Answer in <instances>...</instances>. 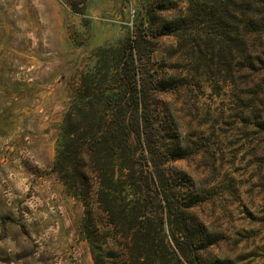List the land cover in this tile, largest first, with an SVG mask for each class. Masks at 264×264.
Here are the masks:
<instances>
[{
    "label": "rangeland",
    "instance_id": "374dc122",
    "mask_svg": "<svg viewBox=\"0 0 264 264\" xmlns=\"http://www.w3.org/2000/svg\"><path fill=\"white\" fill-rule=\"evenodd\" d=\"M0 264H264V0H0Z\"/></svg>",
    "mask_w": 264,
    "mask_h": 264
},
{
    "label": "trees",
    "instance_id": "16d2710c",
    "mask_svg": "<svg viewBox=\"0 0 264 264\" xmlns=\"http://www.w3.org/2000/svg\"><path fill=\"white\" fill-rule=\"evenodd\" d=\"M154 137H155V133L154 131H151L146 128L144 131V138L143 140L146 139V141L148 140V142H152L154 143ZM161 182L163 183V181L161 180ZM165 197L166 198V205L167 206H176L177 209L174 212L176 214V216H182L183 220L185 217V213L182 210V203L180 202V199L178 198L177 200H175V198H177L176 192L173 191L172 189L170 190V194L165 190L163 191ZM177 201V203H175ZM192 227H190V225H188V223H181V229H178L179 232V236L177 237V244L179 246V248L181 250H183L184 254H186L185 249H186V245L190 246L191 249H194L195 246V239L192 236ZM194 256L195 252L193 253ZM200 261V260H199Z\"/></svg>",
    "mask_w": 264,
    "mask_h": 264
}]
</instances>
